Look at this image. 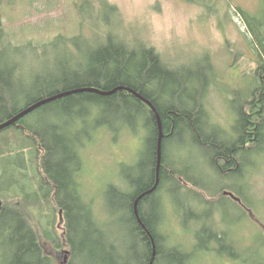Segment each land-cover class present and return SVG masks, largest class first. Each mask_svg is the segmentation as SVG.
<instances>
[{
	"label": "trees",
	"instance_id": "trees-1",
	"mask_svg": "<svg viewBox=\"0 0 264 264\" xmlns=\"http://www.w3.org/2000/svg\"><path fill=\"white\" fill-rule=\"evenodd\" d=\"M240 12L248 27L252 48L261 59L259 69L264 74V20L258 15ZM65 65L57 75L36 82L32 93L13 88L11 79L0 70V124L31 105L63 92L83 88L107 92L119 89L111 96L84 92L60 98L23 118L17 126L0 131L11 132L2 142L9 148L14 145V154L21 155L24 161L14 163L13 170V183L19 191L14 195L22 203L15 207L6 204L0 209V264H54L41 244L40 233L42 240L59 249L65 245L68 247L67 264H78L79 261L84 264H150L154 253L152 238L156 246L153 264H190L193 253L190 255L165 244L162 191L170 196L185 191L193 194L203 205L211 206L215 202L227 205V201H231L241 215L248 217L252 213L255 204L250 198L247 172L257 164L249 162L248 157L251 152L256 156L264 155V78H258L257 85L247 92V97L239 99L241 109L236 114L232 132L228 133L212 126L204 111L203 97L210 82L205 81L199 95L190 97L187 95L189 87L201 82L203 75L190 79L180 75L177 69L166 66L153 48L131 47L110 36L105 44L89 55L87 64L77 63L74 69L68 68L69 63ZM122 88L133 89L150 100L162 119L165 135L162 165L158 188L152 193L149 192L157 181L158 123L148 105ZM17 91L28 96L22 109L18 107L22 96L15 95ZM257 95L259 98L255 100ZM256 101L261 104L258 110H254ZM245 102H251L250 114L242 107ZM90 121L95 122L98 128L107 127L118 134L124 130L133 133L142 130L145 134L137 162L126 166L122 172L123 186L112 185L107 192L111 201L108 206L110 212H107L113 216L121 214L126 224L125 256L124 246L120 245L125 241L118 239L108 223L102 221L100 214L85 200L79 181L84 170L83 143L74 140L71 129L77 124L88 127ZM187 144L207 158L211 157L212 167L224 181L235 178L237 173L243 179L244 190L224 184L217 189L220 196L211 197L208 201L192 192L187 186L189 183L200 187V191L208 188L190 177L187 168L181 167L172 154V148H182ZM29 169L31 172L27 171ZM25 179L30 187L23 183ZM9 192L0 191V197H11L13 194L10 196ZM226 192L232 193L239 201L225 195ZM141 195L144 196L138 202L140 223L134 205ZM22 204L27 208L44 210L50 220H40L35 227L20 208ZM59 216L64 224L62 238L55 226ZM210 219L211 214L208 219L202 217L199 221L206 223ZM261 232L260 239L264 244V232ZM225 236L224 232L213 234L204 227L197 233L199 245L196 248L208 250L211 242L221 243ZM237 258L249 261L241 255ZM254 264H264V260H255Z\"/></svg>",
	"mask_w": 264,
	"mask_h": 264
},
{
	"label": "rangeland",
	"instance_id": "rangeland-1",
	"mask_svg": "<svg viewBox=\"0 0 264 264\" xmlns=\"http://www.w3.org/2000/svg\"><path fill=\"white\" fill-rule=\"evenodd\" d=\"M205 1L0 0V70L11 79L13 88L32 93L36 82L57 75L65 64L69 63L71 69L77 63L87 64L89 55L112 36L115 41H124L131 47L153 48L166 66L177 69L188 79L203 75V82L191 85L187 95H199L201 85L210 82L202 102L207 119L212 126L231 133L242 105L239 99L247 97L258 78H264L259 69L261 59L252 48L240 10L258 15L263 21L264 0ZM23 91L15 93L22 96L18 102L20 109L28 100ZM258 98L257 95L255 100ZM250 104L245 102L242 106L248 114ZM260 107L256 101L254 110ZM71 131L74 140L83 143L84 170L79 181L84 198L118 239L125 241L120 243L125 256L126 224L121 214L113 216L107 212L111 202L107 192L112 185L123 186L122 172L126 166L137 162L145 134L142 130L137 133L124 130L118 134L107 127L98 128L91 121L88 127L77 124ZM9 135L10 131L0 133V191L9 190V195H13L0 197V205L15 207L22 201L14 195L19 192L13 183L14 163L24 161L21 155L14 154V145L9 148L3 144V138ZM172 154L181 167L187 168L190 177L208 188L200 191V187L192 183L187 185L205 200L220 196L217 189L224 184L244 190L243 179L237 173L235 178L224 181L212 167L211 157L207 158L189 144L182 148L175 146ZM248 161L257 164L247 172L250 198L255 204L252 213L244 210L248 217L241 215L231 201H227V205L215 202L210 206L200 204L193 194L185 191L172 196L161 192L165 213L162 231L168 240L165 244L190 255L193 253L190 264H254L255 260H264V244L260 239L261 230L264 232V155L256 156L251 152ZM23 183L30 187L27 179ZM234 199L239 201L236 196ZM20 208L35 227L40 220H50L46 212L37 207ZM210 214L211 219L206 223L199 221L202 217L208 219ZM62 224L59 216L55 226L60 238L64 233ZM204 227L213 234L224 232L225 240L211 242L208 250L196 248L199 245L197 233ZM40 239L54 264H63L68 247L57 248L42 240L41 233ZM205 239L208 240L206 236ZM238 255L249 261L238 259ZM78 264L84 263L79 261Z\"/></svg>",
	"mask_w": 264,
	"mask_h": 264
},
{
	"label": "water",
	"instance_id": "water-1",
	"mask_svg": "<svg viewBox=\"0 0 264 264\" xmlns=\"http://www.w3.org/2000/svg\"><path fill=\"white\" fill-rule=\"evenodd\" d=\"M122 90L128 91L130 93H132L133 95H135L138 99H140L142 102H144L146 105H148L150 107V109L152 110V112L154 113L157 123H158V127H159V141H158V159H157V181H156V185L155 187L149 192L152 193L154 191L157 190L158 188V184H159V171H160V167L162 165V157H163V139L165 137L164 135V129H163V123H162V119L161 116L157 110V108L155 107V105L148 99H146L144 96H142L140 93L134 91L133 89L130 88H122ZM119 91V89H115L113 91H102L99 89H94V88H83V89H78V90H74V91H69V92H63L60 93L56 96L53 97H47L37 103H35L34 105H31L30 107L24 109L23 111H21L20 113H18L17 115H15L13 118H11L10 120L0 124V131L6 130L7 128H10L12 126H17L18 122L20 120H22L23 118L27 117L28 115H30L31 113L35 112L36 110H38L39 108L52 103L55 100H58L60 98H64L66 96L69 95H73V94H78V93H84V92H89V93H94V94H98L101 96H111L115 93H117ZM148 194V193H146ZM145 194V195H146ZM225 195L232 197L233 199L235 198V196L232 193L226 192ZM144 195H141L137 200L136 203L134 205V211H135V215L138 218L139 222L141 223L140 220V214L138 211V202L140 201V199H142ZM152 238V237H151ZM153 241V245H154V253H153V258L150 264H153L155 256H156V246H155V242L154 239L152 238ZM65 259L63 264H67L68 263V259H69V251H65Z\"/></svg>",
	"mask_w": 264,
	"mask_h": 264
},
{
	"label": "flooded vegetation",
	"instance_id": "flooded-vegetation-1",
	"mask_svg": "<svg viewBox=\"0 0 264 264\" xmlns=\"http://www.w3.org/2000/svg\"><path fill=\"white\" fill-rule=\"evenodd\" d=\"M1 207H2V206L0 205V209H1ZM64 259H65V258H64Z\"/></svg>",
	"mask_w": 264,
	"mask_h": 264
}]
</instances>
